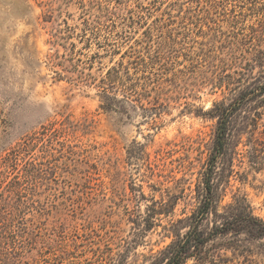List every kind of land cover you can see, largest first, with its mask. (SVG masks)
Listing matches in <instances>:
<instances>
[{"label":"rangeland","instance_id":"1","mask_svg":"<svg viewBox=\"0 0 264 264\" xmlns=\"http://www.w3.org/2000/svg\"><path fill=\"white\" fill-rule=\"evenodd\" d=\"M255 56L264 0H0V193L20 179L0 264L158 261L198 206L210 110L247 84L237 72L264 71L246 66ZM230 134L219 211L240 195L264 220V171L247 163L248 141L264 140V97ZM262 244L208 246L216 264H264Z\"/></svg>","mask_w":264,"mask_h":264},{"label":"trees","instance_id":"2","mask_svg":"<svg viewBox=\"0 0 264 264\" xmlns=\"http://www.w3.org/2000/svg\"><path fill=\"white\" fill-rule=\"evenodd\" d=\"M256 58L257 56L252 60L253 63L246 62L250 71L256 64H259L258 68L263 67L264 56ZM236 76V83L247 84L235 85V89H231L235 90V97L227 103L224 101L215 103L210 110V115L216 119V128L211 153L203 172L202 193L198 206L189 216L177 220L172 225L173 240L159 252V260L150 264H186L189 260L194 261L195 264H216L213 259L215 258V247L208 245L216 240H225L227 237L235 238V251L240 249L239 244L243 242L247 244L264 243V220L254 215L247 199L244 196L235 195L233 203L222 207L220 212L219 203L223 195L218 193L214 183V178L218 174V163L228 156L233 118L235 117V120L239 118L250 102L264 97V82H261L262 79L264 80V71H259L257 77L252 75L249 77L242 71L237 72ZM258 118L257 111H255V115L250 119L253 131L257 128ZM248 142L250 146L247 152L249 167L257 172L264 171V140L253 139ZM5 162L7 164L8 161ZM6 164L3 165L5 169L7 168ZM231 166L226 178L232 174ZM11 167L14 170L15 164ZM0 175H2V171H0ZM10 183H13L14 187L8 191V195L0 193V219L3 214H7L6 201H9L17 193L20 179ZM205 223L207 226L204 225ZM182 229L185 230L183 233L180 232ZM241 237L242 239H240ZM262 245L264 247V244ZM224 248L228 249L229 247L225 246ZM211 250H214L212 254H210ZM109 264L127 263L120 257L119 260Z\"/></svg>","mask_w":264,"mask_h":264}]
</instances>
